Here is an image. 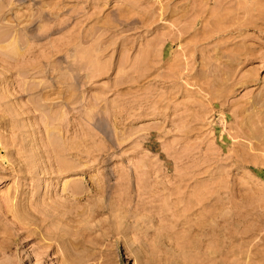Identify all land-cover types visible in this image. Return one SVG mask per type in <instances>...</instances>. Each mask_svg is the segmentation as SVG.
I'll use <instances>...</instances> for the list:
<instances>
[{"label":"rangeland","instance_id":"obj_1","mask_svg":"<svg viewBox=\"0 0 264 264\" xmlns=\"http://www.w3.org/2000/svg\"><path fill=\"white\" fill-rule=\"evenodd\" d=\"M2 36L0 264H264V0H0Z\"/></svg>","mask_w":264,"mask_h":264},{"label":"bare ground","instance_id":"obj_2","mask_svg":"<svg viewBox=\"0 0 264 264\" xmlns=\"http://www.w3.org/2000/svg\"><path fill=\"white\" fill-rule=\"evenodd\" d=\"M2 34H3V33H2ZM2 34H1V35H2ZM3 37H5V36H2V38H0V39H3ZM1 41H3V40H1ZM0 43H1V42H0ZM67 167H68V166H67ZM67 167H66V168H67ZM61 170H62V169H61ZM81 189H82V188H81ZM79 191H80V189L75 190V192H79ZM81 192H82V191H80V193H81Z\"/></svg>","mask_w":264,"mask_h":264}]
</instances>
